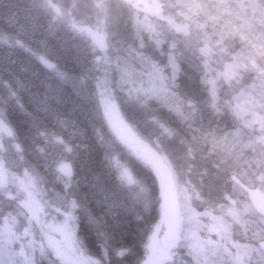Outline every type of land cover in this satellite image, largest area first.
<instances>
[{
  "label": "trees",
  "instance_id": "16d2710c",
  "mask_svg": "<svg viewBox=\"0 0 264 264\" xmlns=\"http://www.w3.org/2000/svg\"><path fill=\"white\" fill-rule=\"evenodd\" d=\"M170 1L174 9L192 5L197 19L204 16V44L193 46L194 33L171 30L161 37L165 24L153 27V17L146 15V26L139 14L143 8L131 1L113 11L107 43L99 46L90 32L104 13L94 18L85 0H0V165L13 176L20 201L40 219L35 224L39 233L26 248L34 264L61 263L45 239L70 244L78 256L96 264H138L158 217L154 174L129 157L110 133L101 81L125 122L139 128L143 143L166 158L180 157L178 162L202 159V189L220 195L221 204L228 198L245 205L246 188L264 185V179L258 181L264 178V107L255 116L237 114L248 87L256 84L264 100V83L243 71L230 78L225 57L207 49L214 43L210 34L220 33L218 47L227 62L231 58L250 66L254 57L264 63V0ZM185 25L177 22L176 28L184 32ZM181 42L188 44L186 50ZM189 52L210 76L187 63ZM117 163L141 172L144 210L127 196ZM60 164L71 167V177L61 173ZM3 192L0 215L5 217ZM6 200L13 209L15 201ZM61 223L68 230L64 239V229L54 228ZM239 224L256 239L264 238L253 211ZM2 239L0 264H19L20 259H12L15 249Z\"/></svg>",
  "mask_w": 264,
  "mask_h": 264
},
{
  "label": "rangeland",
  "instance_id": "374dc122",
  "mask_svg": "<svg viewBox=\"0 0 264 264\" xmlns=\"http://www.w3.org/2000/svg\"><path fill=\"white\" fill-rule=\"evenodd\" d=\"M85 1L87 2V6L91 7V13L94 18H98L97 12L104 13L101 19L95 20L97 23L90 32L93 40H95L99 46L107 43V35L109 34L107 27L111 25L109 20L113 11H120L121 4L126 6V4H129V1L143 8V12L139 14L142 16L146 26L149 27L150 25L148 22L149 19L145 17L146 15L153 17V22H151L153 27L159 28L161 23L165 24V31L163 30L161 33V37L164 35L170 36L171 30H173L179 35H190V33H194L197 38L193 45L195 47L198 44L197 42L201 44L205 42L207 33L204 31L206 24L202 22L204 20L202 17L204 16L199 15V19H197L196 17H198V14H195L197 11L193 10L192 5H184L183 10H181L172 8L170 6V0H110L109 3H112L113 6H110L109 3H105L107 0ZM112 1H117L118 5L115 6ZM48 4L52 9L58 12V7L55 4H52L50 1ZM83 7H85V5ZM186 10H189L191 13L185 12ZM181 21L186 22L185 28L188 27L184 32L176 28V23ZM198 21L201 22V25L200 27H195V24H199L197 23ZM212 33L208 34L211 35L214 43L213 45H211L210 42L207 43V49L209 52H216V54L221 53V56L225 57L224 72H226V74L231 73L230 78L233 77L232 75L234 72L243 71L245 74L252 73L254 79H260V82L264 83V63H261V58H250L252 61L250 66L248 63L241 61L239 63L231 58L227 62L222 49L220 50L218 47L220 39L222 41L221 34ZM191 41L192 40H188L186 42L191 45ZM182 43L184 42H181V44ZM188 44H183L184 50L187 49L186 45ZM198 51L200 52V50ZM188 56L189 62L187 61V63L194 64L197 68L199 66L202 67V69H204L203 72L209 75L207 66H204L203 62L197 59V56L191 54V52H189ZM192 57L196 58L193 59L196 64L190 60ZM210 59L212 60L211 56H209V60ZM209 80H211V78H209ZM104 83L105 82L101 81L100 87L99 82L98 87H100L101 105L108 123L106 114L108 106L109 104H116V102L113 99L114 97L107 91ZM255 86L257 85L255 84ZM255 86L253 85L252 88ZM248 88L250 91L245 93L246 97L242 100L244 102L243 106H237V114L239 115L242 113V115H244L247 113L251 116H255L256 114L254 111L264 107V100L261 98L263 95L260 93L262 90H260L258 86L256 90L250 87ZM211 91H213L212 88ZM125 125L129 138V143L126 146L129 153L126 152V154L151 169L157 182L158 196L153 201L154 208L160 210V206L165 200L158 183L155 169L159 165L166 164L175 182L180 214L179 235L173 242H167L164 238L160 213H158L157 219L152 223L151 229L148 232L149 234L146 236L143 246V257L138 264H256V258H259L257 254H263L260 249L257 248L264 247V238L259 240L256 239L253 236L254 234L250 235L245 231L246 226H240L239 224V218H244V220H249V218H251L253 210L249 202L243 205L236 200L229 201L230 199L227 198L223 201V204H221L220 195L212 196L207 194V192H210L207 187L202 189L203 176L198 174L202 159L198 161L195 158H191L193 162L187 161V163H183L182 160L178 162L180 157H177L178 159H172V156L171 158H166V156L161 155L154 150V148L149 147L139 139L138 127L135 129L134 126H130L126 122ZM195 154L196 156H200L196 152ZM66 166L69 165L60 164L59 168L61 173H63V169ZM117 173L123 185L128 188L129 194H127V196H134L135 201L138 203L139 210H144L143 207H140L146 203V200L143 199L144 192L140 190L142 186L139 177L141 172L139 170L137 171L135 168L128 167L127 164L117 163ZM201 175H203V172H201ZM197 177H199L200 182H198ZM13 179V176L7 173L0 165V189L4 191L3 193L6 199L15 201L13 209L7 208L6 199L2 202L5 217L0 215V237L5 238V240H2H7L6 242L9 244V247L12 246V248L15 249V257L12 259H20L19 264H34V258L30 253L28 254L26 252V248L32 245L36 234L39 233L35 224L38 225V220L40 219H35L29 207L20 201L14 187L12 188ZM263 179L264 178L258 177L259 182H262ZM248 190L249 188H246V193ZM260 190L264 197V185H262ZM211 197L217 200L213 204L208 201V199H214ZM25 201L27 202L28 200ZM51 206L54 207L53 204H51ZM260 226L262 227L261 224ZM54 228L58 231L64 229V231L61 232L62 239L66 237L67 226L65 223H61ZM262 229H264V227H262ZM63 232L65 234H63ZM45 241L53 246L56 257L61 261L60 264H96V262H92L84 256H78L70 244H59L50 239H45Z\"/></svg>",
  "mask_w": 264,
  "mask_h": 264
},
{
  "label": "water",
  "instance_id": "95a60500",
  "mask_svg": "<svg viewBox=\"0 0 264 264\" xmlns=\"http://www.w3.org/2000/svg\"><path fill=\"white\" fill-rule=\"evenodd\" d=\"M109 129L115 140L121 146H127L129 138L126 132L125 122L119 113L118 107L109 104L107 110ZM158 183L164 196V202L160 207V216L166 241H173L179 233V209L175 183L167 165L162 164L156 169ZM67 177H71L70 167L64 169ZM252 208L256 213L264 217V198L258 189H251L247 193Z\"/></svg>",
  "mask_w": 264,
  "mask_h": 264
},
{
  "label": "flooded vegetation",
  "instance_id": "af4514ba",
  "mask_svg": "<svg viewBox=\"0 0 264 264\" xmlns=\"http://www.w3.org/2000/svg\"><path fill=\"white\" fill-rule=\"evenodd\" d=\"M258 222L262 225V227H264V218L263 217H261V216H258ZM262 233H264V229H262ZM257 249H260V251L263 253V254H261V253H259V254H257L258 256H259V258H256V262H257V259H261L262 260V263L264 262V247H260V248H257ZM253 255V254H252ZM251 255V256H252ZM252 258V257H251Z\"/></svg>",
  "mask_w": 264,
  "mask_h": 264
}]
</instances>
